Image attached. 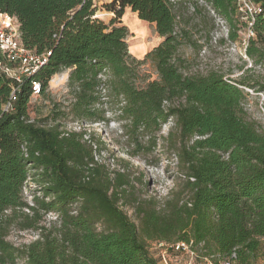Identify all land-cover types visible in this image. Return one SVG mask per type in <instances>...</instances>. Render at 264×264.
<instances>
[{"label": "trees", "instance_id": "1", "mask_svg": "<svg viewBox=\"0 0 264 264\" xmlns=\"http://www.w3.org/2000/svg\"><path fill=\"white\" fill-rule=\"evenodd\" d=\"M203 1L228 21L237 40L238 0ZM205 4L108 0L104 7L115 16L106 21L96 16L94 0H0V13L19 19L28 48L52 51L34 76L43 94L53 76L70 70L71 95L68 107L55 104L44 120L30 122V82L17 95L15 111L5 112L13 83L0 74V264L19 258L26 264H161L151 242L190 240L205 242L208 255L236 252L237 264L264 260V128L244 106L245 87L264 93V83L247 69L228 79L217 70L199 76L184 71L179 49L190 29L183 14L190 5L194 14L209 11ZM127 7L154 23L162 38L144 59L130 51L129 29L121 21ZM253 31L246 53L264 67L262 15ZM147 61L156 65L157 79L139 73ZM103 84L119 107L130 157L154 153L163 126L174 122L162 139L176 156L177 177L163 198L143 197L128 169L111 173L96 160L100 146L59 121L72 115L81 123L107 122ZM31 171L41 194L33 204L24 198ZM124 203L134 207L138 224ZM9 211L23 214L24 229H37L39 238L23 247L8 241ZM50 213L56 221L42 224Z\"/></svg>", "mask_w": 264, "mask_h": 264}, {"label": "rangeland", "instance_id": "2", "mask_svg": "<svg viewBox=\"0 0 264 264\" xmlns=\"http://www.w3.org/2000/svg\"><path fill=\"white\" fill-rule=\"evenodd\" d=\"M108 0H94L98 5L97 14L100 18H107L109 11L104 7ZM132 12V13H131ZM113 17L115 16L112 15ZM126 21L132 26L129 29V44L134 55L138 59H144L146 54L142 45V35L136 33L139 30L140 22H146L141 19L136 12L128 9ZM102 18V19H103ZM184 24L190 29L188 35L183 41L179 54L186 61L183 69L190 75H205L209 71L217 70L225 74V78H237L243 73L244 69L248 70L250 76H262L264 83V67L255 65L246 55V48L251 39L252 32L249 20L244 12L239 10L237 19L238 38L233 40L230 37L231 26L211 11L201 10L200 13L194 14V11L188 10L183 14ZM138 28V29H135ZM146 40L154 47L155 40L159 43L158 33L151 27ZM157 38V39H156ZM159 40V41H158ZM162 41V38H161ZM138 72V70H137ZM145 78L154 80L158 78L156 65L152 61H147L139 70ZM70 70H65L53 76L44 94L37 98H33L29 106V113L36 121H42L49 114L55 104L69 106L71 95H69L68 78ZM137 76V84L143 86L145 82L142 76ZM248 89V88H247ZM247 98L244 106L248 113V117L257 121L264 128V95L254 90L248 89ZM107 111L106 121L97 123L84 122L81 123L74 119L72 115L62 116L59 121L69 131H84L85 136L90 138L95 144L100 146L101 152L97 153L96 160L99 164H105L111 173L114 171L123 172L128 169V173L134 181V184L140 189L143 197L157 196L163 198L172 189L177 177V160L175 154L168 150L165 146V140L168 133L175 128L173 121L163 126L159 135V145L157 150L152 154L140 153L136 157L127 155L128 136L122 128V120L119 116V107L113 98L108 99L103 105ZM68 111V109H66ZM142 140L147 142L149 135H144ZM35 172L29 173V178L24 190V198L29 204H33L34 195L41 196L39 184L35 179ZM128 215L138 224L134 207L129 203L122 205ZM28 212V210H26ZM13 216L9 235L7 240L17 247H23L39 238L40 232L35 228L24 229V215L9 211L8 214ZM57 214H48L42 224L50 226L56 221ZM155 242H151L153 249H156ZM186 257H180L178 264H184ZM17 264H26L24 258H19ZM257 264H264V260H259Z\"/></svg>", "mask_w": 264, "mask_h": 264}, {"label": "built area", "instance_id": "3", "mask_svg": "<svg viewBox=\"0 0 264 264\" xmlns=\"http://www.w3.org/2000/svg\"><path fill=\"white\" fill-rule=\"evenodd\" d=\"M199 2L201 5L205 4L203 0H199ZM238 2L239 10L244 12L246 18L249 20L251 32L254 36L253 24L257 15L264 17V7L257 0H238ZM205 6L213 14L223 19L229 26L225 18L220 16L207 4ZM189 9L192 11L195 10L192 5H190ZM96 16L99 15L97 14ZM51 55V50L37 52L36 50L28 48L23 42L19 19L15 15L7 12L0 13V74L10 79L13 83L11 94L3 106L5 112L15 111L17 95L20 93L26 81H29L31 86L29 105L33 98H37L43 94V85L34 76L48 63ZM99 77L105 81L107 74H101ZM248 89L245 87V90ZM261 94L264 95V93ZM100 95L101 101L106 104L109 98V89L105 84L100 87ZM29 121L34 122L35 119L31 118ZM85 137L88 139H85L86 141L91 142L90 138ZM24 152L27 157L28 151L26 148H24ZM155 246L161 258V264H178L180 263L179 258L181 256L186 257L184 264H237L236 252L226 257H222L220 254L208 255L205 249V242L196 243L194 240L176 242L156 241Z\"/></svg>", "mask_w": 264, "mask_h": 264}, {"label": "crops", "instance_id": "4", "mask_svg": "<svg viewBox=\"0 0 264 264\" xmlns=\"http://www.w3.org/2000/svg\"><path fill=\"white\" fill-rule=\"evenodd\" d=\"M128 9H131V8H129V7H127L126 8V10H125V14H124V16L121 18V21H122V23L123 24H125V25H127L128 27H132L127 21H126V14H127V11H128ZM132 13V12H131ZM98 15H99V13H98ZM112 15H114V13L113 12H110L109 13V16H107V18H103L104 20H106V21H109L111 18H113V16ZM99 17H101L100 15H99ZM141 24H140V26H139V30L138 31H136V33H138V34H141L143 37L141 38L142 39V41H141V43H140V45H142V47H143V50H144V54H146V53H148L150 50H152L155 46H157L160 42H161V37L160 36H158V39L160 40V42L159 43H157L156 41L157 40H155L154 41V47L151 49V44L148 42V40H146V36H148V34H149V29H151V27H153L155 30H156V26H155V24L154 23H150V22H140ZM135 29H138V28H135ZM157 39V38H156ZM158 40V41H159ZM130 51H131V53H133V51H132V49H131V47H130Z\"/></svg>", "mask_w": 264, "mask_h": 264}]
</instances>
